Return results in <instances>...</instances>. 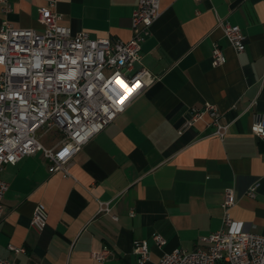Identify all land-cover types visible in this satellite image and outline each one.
<instances>
[{"label": "crops", "instance_id": "1", "mask_svg": "<svg viewBox=\"0 0 264 264\" xmlns=\"http://www.w3.org/2000/svg\"><path fill=\"white\" fill-rule=\"evenodd\" d=\"M138 1L59 0L58 9L74 32L129 40ZM44 3L0 1V28L9 22L43 31ZM161 10L137 64L156 80L73 156L68 175L51 172L43 151L5 165L0 257L16 264H100L93 252L107 247L102 264H157L176 248L208 245L201 237L221 228L228 188L236 193L234 220L264 234V141L251 130L254 112H264V0H161ZM220 20L241 27L244 51L233 48ZM216 42L227 56L220 66L212 64ZM207 102L220 110L226 134H213L208 113L180 132L191 108ZM256 180L261 186L252 197L247 190ZM39 202L49 211L42 232L30 225ZM142 240L150 249L143 263L135 250Z\"/></svg>", "mask_w": 264, "mask_h": 264}, {"label": "built area", "instance_id": "2", "mask_svg": "<svg viewBox=\"0 0 264 264\" xmlns=\"http://www.w3.org/2000/svg\"><path fill=\"white\" fill-rule=\"evenodd\" d=\"M44 2L39 10L43 31L18 28L9 22L0 28V222L6 212L4 196L9 188L2 177L5 165L43 151L51 172L68 175L73 156L157 78L144 66L138 69L137 64L142 63L143 43L162 14L161 0L138 1L131 17L133 36L129 40L74 32L62 23L59 0ZM219 25L237 52L246 49V36L239 25L222 20ZM226 61L224 49L214 43L212 64L220 66ZM207 113L212 118L213 134L223 137L227 126L221 123L218 107L210 102L192 107L180 132ZM53 130L62 136L55 145L46 146L41 138ZM251 130L264 141L263 111L254 112ZM260 186L261 181L256 180L247 194L255 197ZM235 204V190L228 188L222 203L221 228L201 237L208 245L193 250L176 248L165 253L157 264H264V234L245 229L234 220L231 210ZM48 216V207L39 202L30 225L42 232ZM153 237L160 246L166 243L162 234ZM10 248L25 251L13 245ZM135 250L141 263L150 259L146 241L137 242ZM109 254L105 247L94 251L93 257L102 264ZM0 264L16 263L0 257Z\"/></svg>", "mask_w": 264, "mask_h": 264}, {"label": "rangeland", "instance_id": "3", "mask_svg": "<svg viewBox=\"0 0 264 264\" xmlns=\"http://www.w3.org/2000/svg\"><path fill=\"white\" fill-rule=\"evenodd\" d=\"M60 134H58V132L56 130H53L52 132L48 133L47 135H45L43 138H41V141L45 144V145H50L53 141H55V139L59 138Z\"/></svg>", "mask_w": 264, "mask_h": 264}, {"label": "snow or ice", "instance_id": "4", "mask_svg": "<svg viewBox=\"0 0 264 264\" xmlns=\"http://www.w3.org/2000/svg\"><path fill=\"white\" fill-rule=\"evenodd\" d=\"M139 85H137V87H138Z\"/></svg>", "mask_w": 264, "mask_h": 264}]
</instances>
